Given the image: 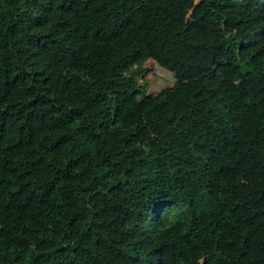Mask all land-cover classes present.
Here are the masks:
<instances>
[{
    "label": "trees",
    "instance_id": "16d2710c",
    "mask_svg": "<svg viewBox=\"0 0 264 264\" xmlns=\"http://www.w3.org/2000/svg\"><path fill=\"white\" fill-rule=\"evenodd\" d=\"M0 264H264V0H0Z\"/></svg>",
    "mask_w": 264,
    "mask_h": 264
},
{
    "label": "rangeland",
    "instance_id": "374dc122",
    "mask_svg": "<svg viewBox=\"0 0 264 264\" xmlns=\"http://www.w3.org/2000/svg\"><path fill=\"white\" fill-rule=\"evenodd\" d=\"M198 1L195 0V2ZM145 66L149 71L137 77V81L144 86L146 93L157 94L162 89L169 88L173 85V78L170 72L160 69L152 61H147Z\"/></svg>",
    "mask_w": 264,
    "mask_h": 264
}]
</instances>
